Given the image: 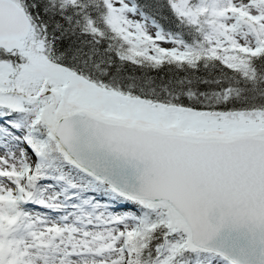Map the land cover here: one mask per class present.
Instances as JSON below:
<instances>
[{
  "label": "snow or ice",
  "instance_id": "1",
  "mask_svg": "<svg viewBox=\"0 0 264 264\" xmlns=\"http://www.w3.org/2000/svg\"><path fill=\"white\" fill-rule=\"evenodd\" d=\"M165 7L187 40L138 0H0V264H264V0ZM208 63L245 87L121 73Z\"/></svg>",
  "mask_w": 264,
  "mask_h": 264
},
{
  "label": "trees",
  "instance_id": "2",
  "mask_svg": "<svg viewBox=\"0 0 264 264\" xmlns=\"http://www.w3.org/2000/svg\"><path fill=\"white\" fill-rule=\"evenodd\" d=\"M138 3L141 5L145 17L150 19L159 30L162 29L165 34L171 33L173 36H180L186 40L189 38L192 29L178 25L177 21L168 15L165 0H138ZM121 73L138 77L139 79H133L129 83L142 87L146 92L154 91L160 95H164L166 91L172 92L181 88H191L197 92L211 94L219 92L222 86H228L229 84L238 88L245 87L242 82L236 84L235 80H230L222 72L219 65L213 63H208L207 66L202 64L196 70L170 65L159 71H154L149 67L135 69L130 65H124ZM202 80L206 82L202 83ZM179 81H183V83H179ZM211 99H215V97L213 96ZM86 211H90V209H86Z\"/></svg>",
  "mask_w": 264,
  "mask_h": 264
},
{
  "label": "rangeland",
  "instance_id": "3",
  "mask_svg": "<svg viewBox=\"0 0 264 264\" xmlns=\"http://www.w3.org/2000/svg\"><path fill=\"white\" fill-rule=\"evenodd\" d=\"M142 23L144 24L145 28L149 32H153L154 33V32L159 30V28L148 18L143 19ZM165 35H167V34H165ZM175 37L178 38V39L181 38L179 36H175ZM73 211H75V210H73ZM76 215H81V213L80 212H76ZM72 219L75 220V217H72Z\"/></svg>",
  "mask_w": 264,
  "mask_h": 264
}]
</instances>
